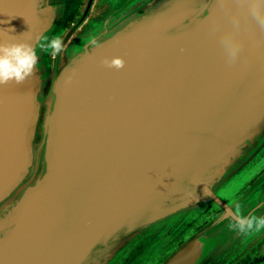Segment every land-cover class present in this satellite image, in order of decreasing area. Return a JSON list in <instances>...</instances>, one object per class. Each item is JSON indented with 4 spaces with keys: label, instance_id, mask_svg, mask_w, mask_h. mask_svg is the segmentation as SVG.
<instances>
[{
    "label": "water",
    "instance_id": "95a60500",
    "mask_svg": "<svg viewBox=\"0 0 264 264\" xmlns=\"http://www.w3.org/2000/svg\"><path fill=\"white\" fill-rule=\"evenodd\" d=\"M45 1L0 0V41L64 28L39 112L36 77L0 86V214L28 191L1 217L0 264H264V230L229 215L264 216V33L241 12L230 66L235 0Z\"/></svg>",
    "mask_w": 264,
    "mask_h": 264
},
{
    "label": "clouds",
    "instance_id": "9594fccd",
    "mask_svg": "<svg viewBox=\"0 0 264 264\" xmlns=\"http://www.w3.org/2000/svg\"><path fill=\"white\" fill-rule=\"evenodd\" d=\"M235 3L238 10L231 12V28L223 31L220 36V43L230 66L237 61L242 51V44L238 39L241 12L246 21L254 22L264 33V0H235ZM219 4L227 10V0H219ZM89 43L93 48L100 46L95 38ZM38 49L55 56L63 50V45L62 41L55 36L49 38L38 34L33 43H28L7 34V38L0 41V86L12 83L21 85L33 77L38 63ZM124 64V60L120 57L101 61V65L107 69L120 70ZM229 215L231 216L230 227L241 235L264 230V216H257L254 213L244 214L239 205L232 208Z\"/></svg>",
    "mask_w": 264,
    "mask_h": 264
},
{
    "label": "rangeland",
    "instance_id": "374dc122",
    "mask_svg": "<svg viewBox=\"0 0 264 264\" xmlns=\"http://www.w3.org/2000/svg\"><path fill=\"white\" fill-rule=\"evenodd\" d=\"M62 0H46L45 2L49 5V6H68L69 3H71V1L67 0V2H61ZM74 2L73 6L75 5L76 1L78 0H72ZM61 2V3H60ZM113 31H109L108 34L106 36H101L99 37L97 40L99 41V43H104L106 42L105 39L107 40H113L117 37V35L121 34L123 31H125L127 29V27L124 25V23L120 24L119 26H117L116 28H113ZM52 32L48 34H45V36H48L49 38L52 37H57L58 35H60L63 31L64 28H61L58 31V24L54 22V27L51 30ZM58 31V32H57ZM37 36V35H36ZM35 36V37H36ZM35 37L32 41V43L35 41ZM17 40L20 41H24V42H28L29 38L28 36H26V33H22V35L17 36ZM108 42V41H107ZM105 44V43H104ZM83 46H81L80 48H82ZM87 49L88 52H91L93 50V47L91 45H88L87 48H85V50ZM39 50V49H38ZM38 57L39 58V65H38V72L35 73V75L33 77H36L37 80L35 83H33V85H29L28 87H26L25 89H22V93L25 95L26 99H27V112L29 111V109L31 108V106H35L34 109H36V111H40V106H41V102L43 99H47V94H46V89L48 87V85H46L47 83V74L51 73L54 67V59L55 56L50 55L48 53H45L41 50L38 51ZM52 56V59H51ZM81 56V53L79 54H74L71 57H69V62L66 65V68H70L75 66V64L77 63V59ZM32 78V77H31ZM29 80V79H28ZM43 82V83H42ZM45 82V84H44ZM32 109V110H34ZM28 114V113H27ZM28 115H26L27 118ZM27 127L26 129H30L32 131V134H35V128L37 123L35 122V120H32L31 118H29V120H27ZM27 139H28V133L26 130L23 131V144H24V148L26 149V145H27ZM37 140V137L35 138L34 142ZM22 171L19 172V174L17 175L16 179L14 180L13 185L18 184L21 179L23 178L24 173L27 175V164L23 165V168L21 169ZM25 170V171H24ZM27 192H25V194L22 195V197L19 200V203L17 205H15L13 208H11V204H9V206H4V210L1 212L2 214H0V228H1V224L3 222L2 220V216L6 213H8V215L11 214V218H10V222L12 221L14 215L17 213V210L20 206V203L22 202V200L25 198V196L27 195ZM10 213V214H9ZM7 215V216H8ZM10 226V223H8L4 228H6L3 232V234L1 235V237L3 238V236L6 234V232L8 231ZM2 232V231H1ZM103 261V260H102ZM89 262V261H88ZM88 262L86 264H88Z\"/></svg>",
    "mask_w": 264,
    "mask_h": 264
}]
</instances>
